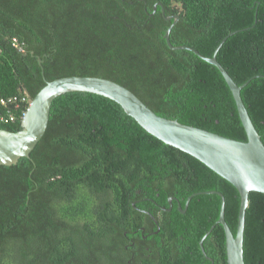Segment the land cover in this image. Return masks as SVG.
I'll return each mask as SVG.
<instances>
[{
  "label": "trees",
  "instance_id": "obj_1",
  "mask_svg": "<svg viewBox=\"0 0 264 264\" xmlns=\"http://www.w3.org/2000/svg\"><path fill=\"white\" fill-rule=\"evenodd\" d=\"M157 2L166 16L179 14L170 32L174 45L213 56L236 31L216 58L238 85L249 80L241 97L264 143V0H0V97L23 90L32 99L47 81L99 76L126 86L161 116L247 141L222 73L194 52L167 45L172 20L161 6L153 13ZM26 108L1 127L20 130ZM208 190L223 193L235 233L240 195L232 183L147 132L114 100L64 93L30 156L0 165V264H228L217 194L194 195L176 226L160 221L149 249L135 258L125 249V232L157 229L150 217L157 211L141 209L167 204L170 195L184 206L194 192ZM212 225L203 246L213 263L199 244ZM244 259L264 264L258 191L249 194Z\"/></svg>",
  "mask_w": 264,
  "mask_h": 264
},
{
  "label": "water",
  "instance_id": "obj_2",
  "mask_svg": "<svg viewBox=\"0 0 264 264\" xmlns=\"http://www.w3.org/2000/svg\"><path fill=\"white\" fill-rule=\"evenodd\" d=\"M158 6H161L164 18L172 20L164 34L167 45L174 50L186 49L194 52L199 57L215 65L222 73L233 94L248 140L242 141L226 137L161 116L133 91L114 80L99 76L70 75L46 82L45 86L31 99L22 116L20 130L11 131L0 127V165L16 164L21 157L30 156L31 151L46 133L53 101L60 95L67 92L84 91L105 96L121 105L124 111L133 117L147 132L166 144L199 159L237 188L240 195V205L235 233L225 220V198L222 192L208 190L195 193L187 198L186 206L196 194L219 195L221 197V207L216 223H220L225 231L227 263L246 264L244 259L246 210L249 204L250 192L264 193V143L241 97V89L249 80L238 85L216 58L217 50L226 38L236 31L230 32L221 40L213 56H206L192 46L172 44L170 32L179 20V14L166 16L165 8L160 2L154 4L153 13ZM39 63H42L41 58H39ZM214 226L212 225L199 241L204 256L212 263L213 259L207 255L203 242Z\"/></svg>",
  "mask_w": 264,
  "mask_h": 264
},
{
  "label": "flooded vegetation",
  "instance_id": "obj_3",
  "mask_svg": "<svg viewBox=\"0 0 264 264\" xmlns=\"http://www.w3.org/2000/svg\"><path fill=\"white\" fill-rule=\"evenodd\" d=\"M202 192V191H198ZM195 194V192H194ZM188 198V197H187ZM186 198V201H187ZM192 199V198H191ZM152 201V199H151ZM154 201V200H153ZM183 206L180 199L176 195H170L167 199V204H160L158 201H154L153 204H149L150 209H141L147 213H150V210H155L158 213V216H154L153 214H150L151 219L154 221V223L157 225L156 231H150V229H147L146 226L140 225L139 227H136L132 231L125 232V249L127 252L131 254V258H135L136 252L142 253L143 250L149 249L147 245H145L147 239L149 237H152L153 235H156L161 231L160 221L163 219L169 222L170 224H174V226L177 225V217H178V211L184 215L188 214V208L189 204L186 206ZM190 203V202H189ZM135 204V203H134ZM184 210V212H182ZM165 213V214H164ZM174 215V219L172 216ZM148 223H151L147 221ZM140 231V233H139ZM140 237V239H138ZM182 237V236H177ZM190 237V236H186Z\"/></svg>",
  "mask_w": 264,
  "mask_h": 264
},
{
  "label": "built area",
  "instance_id": "obj_4",
  "mask_svg": "<svg viewBox=\"0 0 264 264\" xmlns=\"http://www.w3.org/2000/svg\"><path fill=\"white\" fill-rule=\"evenodd\" d=\"M13 45L19 50H23L22 46L19 45L16 39L13 41ZM30 102L31 98L29 94L23 90H20L18 93L11 96L0 97V127L5 123L14 122L16 120L17 110H20L25 106L28 107ZM25 110L23 111L25 112Z\"/></svg>",
  "mask_w": 264,
  "mask_h": 264
},
{
  "label": "clouds",
  "instance_id": "obj_5",
  "mask_svg": "<svg viewBox=\"0 0 264 264\" xmlns=\"http://www.w3.org/2000/svg\"><path fill=\"white\" fill-rule=\"evenodd\" d=\"M26 111V110H25ZM2 128V127H1Z\"/></svg>",
  "mask_w": 264,
  "mask_h": 264
}]
</instances>
